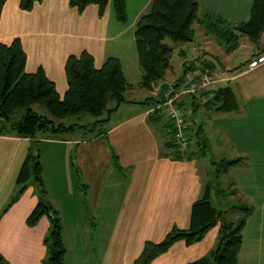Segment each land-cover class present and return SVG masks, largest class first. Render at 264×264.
<instances>
[{
	"label": "crops",
	"instance_id": "0c3cea01",
	"mask_svg": "<svg viewBox=\"0 0 264 264\" xmlns=\"http://www.w3.org/2000/svg\"><path fill=\"white\" fill-rule=\"evenodd\" d=\"M151 1L147 0L146 4ZM253 3L254 0H199V12L200 15H219L236 23L250 19ZM113 7L109 3L101 15L96 4L81 12L70 4V0H42L35 3L32 10H23L20 0H7L0 19V43L9 44L20 37L27 54L26 71L31 73L43 67L63 97L68 89L65 65L71 54L87 50L95 57L97 67L102 66L107 57L116 56L123 65L130 31L125 30V24L117 18ZM140 12L135 16V22L142 14ZM132 38L138 60L135 31ZM216 41L221 45L222 42ZM187 51L188 54L183 52L186 56L183 71L184 63L188 61ZM206 59L207 54L202 60L193 54L191 62H187L191 65L188 71L205 72L197 64L209 62ZM215 66V82L207 89L210 94L226 82L231 85L252 72L261 69L264 72V63L257 68L247 65L236 72L223 64ZM173 82L164 81L169 85ZM238 88L243 93L255 95L260 93L261 84L256 80ZM158 91L159 86L151 93L157 96ZM190 98L188 105L193 107V98ZM202 98L208 97L203 95ZM195 100L198 106L192 108L196 113L193 122L199 124V134L187 158L175 159L171 155V149L165 145V121L149 120L153 109L149 102L127 101L123 112L108 129H101L102 133L91 139V143L87 141L86 148L77 155L82 172L80 184L74 166L68 161L73 154L72 145L78 139L38 135L44 183L63 225L65 264H133L147 240H163L174 226L189 229L196 225L201 211V207H194L196 202L205 198L216 202L217 190L210 184L219 161H212L201 150L210 141L205 136L204 125L223 130L222 133L230 135V141L235 143L240 139L234 127L239 122V109L215 112L198 98ZM198 112L205 116L204 124ZM198 136L205 137L201 143H198ZM31 144L28 137L0 135V252L10 264H46L47 260L44 238L50 229L49 218L43 216L35 226L26 222L38 202L35 188L27 187L4 211L17 190V178ZM196 146L201 149L196 150ZM45 156L53 161L51 167L45 165ZM62 156L67 159V170L60 167ZM260 185L263 193L259 199L264 203V183ZM220 203L218 201L217 205L221 206ZM248 224L247 221L239 263L264 264L260 257L257 260L250 258L251 254L253 257L259 252L261 243L257 248L249 243V252L246 251ZM219 228V225L210 228L201 241L191 245L183 240L176 242L151 264H186L210 253L216 247ZM263 233L264 222L257 241L263 239Z\"/></svg>",
	"mask_w": 264,
	"mask_h": 264
},
{
	"label": "trees",
	"instance_id": "16d2710c",
	"mask_svg": "<svg viewBox=\"0 0 264 264\" xmlns=\"http://www.w3.org/2000/svg\"><path fill=\"white\" fill-rule=\"evenodd\" d=\"M6 1L0 0V19ZM40 1L42 0H20V7L23 10H32L35 3ZM110 2L114 5L117 18L125 21L126 0H70V4L81 12L89 5L96 4L101 15L105 13ZM196 24H202L207 34L225 43L227 50L234 49L239 45L241 36L259 39L264 32V0H254L250 19L236 23L215 14L200 15L199 0H152L148 11L139 17L135 40L139 66L143 72L140 85L148 90H154L159 86L157 96L153 97L155 104L152 106L149 120L165 121L163 123L166 131L165 145L171 149V155L175 159L187 158L189 153H182L176 147L173 120L167 113L166 102L170 90L176 91L182 85L191 65L185 61L183 74L173 84L164 83L172 68L171 58L174 52V47L165 39L171 38L174 42L181 43L193 41ZM26 62L27 54L20 37L14 38L9 44L0 43V135L28 137L32 140L17 178V190L4 211L17 201L27 187L35 184L38 188V202L26 222L29 226H35L43 216L49 218L50 229L44 238L47 247L46 264H65L66 248L62 235V221L58 210L47 200L48 192L43 179L38 135L44 133L48 138H53L61 131L75 129L77 125H65L61 121L71 115L90 113L97 117L95 125L109 120L110 114L126 100L124 93L132 84L126 78L119 57L109 56L102 66L97 67L93 54L84 50L67 58L65 70L68 89L61 97L55 82L48 78L43 67L29 73L25 69ZM247 65L255 68L251 61L231 71H242ZM212 79L215 82L213 77ZM227 83L212 90L213 94L207 90L212 85L210 84L201 92L200 97L203 95L208 97L202 101L199 96L191 95L178 99L176 103L185 112L190 97L193 98H190L193 107L198 106L195 100L198 98L216 112L238 110L237 94L232 85ZM111 101H115L114 106H109ZM37 104L45 106L49 114L39 112L35 108ZM193 107L189 106L191 110ZM106 113L109 115L104 116ZM188 130H191L190 125ZM189 135L192 136V133L189 132ZM198 137V143L205 138ZM224 162L226 163L221 161L219 166ZM232 162L237 160L229 163ZM116 163L118 164V161ZM210 185L217 193L221 191L213 181ZM198 206L201 207V211L196 225L193 224L189 229L174 226L163 240L159 242L147 240L133 264H151L178 241L183 240L188 245L201 241L207 231L216 225L220 227L216 247L210 253L186 264H240L243 232L251 208L237 204L223 209L207 198L196 202L194 207ZM0 264H10L1 252Z\"/></svg>",
	"mask_w": 264,
	"mask_h": 264
},
{
	"label": "rangeland",
	"instance_id": "374dc122",
	"mask_svg": "<svg viewBox=\"0 0 264 264\" xmlns=\"http://www.w3.org/2000/svg\"><path fill=\"white\" fill-rule=\"evenodd\" d=\"M110 3L113 6V3ZM146 3L147 0H126L127 19L121 21V23H124L126 26L125 30L130 31V43L128 42V38H126V52L123 53L124 58H122L126 78L132 84V87L124 93V98L126 100H124L121 105L110 114L111 120L109 119L104 122H98L96 125L94 122L97 117L90 113L71 115L61 120L65 125L75 124L78 126L72 130L61 131L57 136L61 135L78 139L77 143L79 144L75 143L72 145L73 154H71L68 161L74 166L77 172L76 174L79 184L82 180V172L77 155L80 154L81 150L86 148L87 141L91 143V139L96 137L101 129L107 130L116 116L123 112V108L127 105V101H138L142 104V102L149 100V105L153 106L155 104L153 98L155 96H153L151 90L140 85V79L143 72H140L142 71L141 67L138 64L137 57L135 58L137 53L132 38V36H134L137 22H135V16L139 11H141L140 13L142 14L148 11L150 4L148 5ZM115 15H117L116 12ZM141 15H139V17ZM165 41L174 47V52L171 58L172 68L167 75V80L170 82H173L181 75L183 71L184 57H186L183 52L186 51L188 54L187 50H189L187 62H191L193 54L196 55L199 60H202L203 55L207 54L206 60L209 62L204 64L201 61L197 66L204 69L207 73L209 72V75L212 77L215 76V65L220 67L223 64L224 67L233 69L243 63L246 64L251 61H253L255 68L264 63V32L259 39H251L250 37L243 35L239 38V45L234 49L228 48V50L225 43L219 45L213 35L207 34L202 24H196V34L193 41L181 43L174 42L171 38H166ZM129 46L131 49H129ZM261 71L262 69L257 72H252L245 78L239 79L238 82L234 81L231 83L239 102V111L237 110L239 122H236L234 126L237 129L240 138L239 141L236 142L235 140V143H232L229 139L231 136L226 134V132L223 134V130L213 129L211 126L208 128L204 125L206 131L205 136L210 139L209 145L202 147V149L201 146H196V150L201 149L211 158L212 161L215 159L219 161V164L221 161H226L223 165L215 167L212 180L221 191L217 193V200L214 203L217 204L218 201H221L220 207L223 209H227L231 205L237 204H244L251 208L248 215L249 224L247 226L246 251L249 252V243L254 244L255 248H257V246L259 247V243H261L259 252L254 254L253 257L251 254L250 258L257 260V258L260 257L264 262V233L263 239L260 238V240L257 241V237H259L257 235L261 229V224L264 222V203L259 199L262 195L261 193H263L261 191L260 183H264V72ZM251 77L254 78L251 80ZM256 80H259L261 84L260 93L258 94L253 95L251 93L250 95V93H243L241 89L238 88V86H247L251 82L255 83ZM239 83L240 85H238ZM114 103L115 101H111L109 106H114ZM35 108L41 113L49 114L48 109L43 105L37 104L35 105ZM186 113L191 117L192 121H194V115H196V113H194L189 106L186 108ZM107 115L109 114L106 113L104 116ZM198 117L201 119L203 118L202 122L204 124L206 120H204L205 116L202 112H198ZM208 120H211V122L213 121V119L210 118ZM190 128L191 130H188L187 132L192 133V136L196 138L199 124L192 122ZM231 129L234 128L231 127ZM234 138L236 139V137ZM40 142L41 141H38L39 150ZM234 154H236V157H233ZM234 160H237V162L229 163ZM44 163L48 167L53 161L45 156ZM59 164L63 170L68 169L67 159L64 156L60 157ZM50 183H52V181ZM31 186L35 188L38 196V188H36L35 184H32ZM47 200L54 206V209H58L54 200L50 198L49 195ZM260 208L263 211V215L262 211L260 213ZM244 231L246 232V228ZM242 264L246 263L242 261Z\"/></svg>",
	"mask_w": 264,
	"mask_h": 264
},
{
	"label": "built area",
	"instance_id": "2783aa9c",
	"mask_svg": "<svg viewBox=\"0 0 264 264\" xmlns=\"http://www.w3.org/2000/svg\"><path fill=\"white\" fill-rule=\"evenodd\" d=\"M214 80L207 72H187L183 78L182 85L176 90H170L166 102V110L174 125V142L177 149L182 153H188L191 150L194 136H190L188 131L189 125L193 122L191 117L178 106V99L185 96H201L204 91ZM205 98L200 97V100Z\"/></svg>",
	"mask_w": 264,
	"mask_h": 264
}]
</instances>
